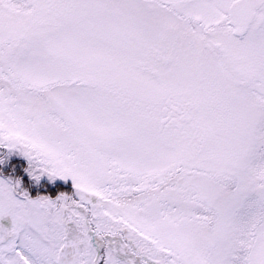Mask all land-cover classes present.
Returning a JSON list of instances; mask_svg holds the SVG:
<instances>
[{
	"label": "snow or ice",
	"instance_id": "1",
	"mask_svg": "<svg viewBox=\"0 0 264 264\" xmlns=\"http://www.w3.org/2000/svg\"><path fill=\"white\" fill-rule=\"evenodd\" d=\"M0 264H264V0H0Z\"/></svg>",
	"mask_w": 264,
	"mask_h": 264
}]
</instances>
